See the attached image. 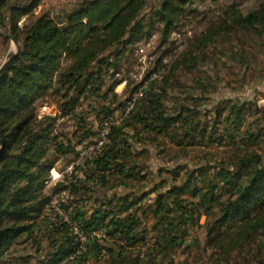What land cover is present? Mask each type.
I'll return each mask as SVG.
<instances>
[{
	"label": "trees",
	"instance_id": "obj_1",
	"mask_svg": "<svg viewBox=\"0 0 264 264\" xmlns=\"http://www.w3.org/2000/svg\"><path fill=\"white\" fill-rule=\"evenodd\" d=\"M148 1L82 0L55 19L47 14L33 16L42 0H0V21L10 19L8 30L17 43L16 53L0 70V264H83L104 250L124 260L128 249L146 240L140 228L141 214L146 210L141 211L139 204L144 197L127 193L116 200L107 198L90 213L76 205L73 212L66 213L76 232L69 229L68 221L50 222L45 236L51 249L42 248L35 257L15 255L20 245L39 244L41 221L52 201L45 193L50 172L57 155L71 151L57 141L56 117H39L38 101L56 94L63 99L61 111L67 114L82 96L100 91L106 77L111 81L107 88L111 92L115 84H120L121 79L115 76L120 73L121 60L133 54L132 46L153 35L157 23L161 42L166 43L178 18L186 12L185 5L192 0H159L145 21L143 12ZM231 14V25L264 35V1L245 14ZM22 17L25 20L19 25ZM213 35L211 32L209 37ZM152 86L149 81L128 118L120 125L109 126V142L96 158L86 162L80 179L82 188L95 183L94 176L99 185L107 184L115 172L129 179L140 175L131 159L133 141L130 143L129 138L134 135L126 133L125 127L163 134L177 122L189 124L186 107L182 105L176 116L167 114L162 99L152 93ZM102 110L107 115L110 112L109 107ZM238 164L240 171L236 174L223 168L220 182L208 179L206 187H200L190 183V172L182 184L158 193L149 208L157 230L154 256L189 247L193 242L187 243L186 237L202 212L214 214L205 225L206 245L222 256L264 230V160L251 154ZM66 182L57 181L52 188L73 193L75 185ZM224 194L227 198L221 200ZM184 196L195 201H186ZM60 206L68 208L62 203ZM80 237L87 248L82 247ZM100 238L104 244L109 242L107 246Z\"/></svg>",
	"mask_w": 264,
	"mask_h": 264
},
{
	"label": "rangeland",
	"instance_id": "obj_2",
	"mask_svg": "<svg viewBox=\"0 0 264 264\" xmlns=\"http://www.w3.org/2000/svg\"><path fill=\"white\" fill-rule=\"evenodd\" d=\"M80 1L42 0L33 16L47 14L58 19ZM261 1L264 0L189 1L166 43L161 42V27L157 23L153 35L132 46L133 54L121 60L120 73L115 76L121 79L120 84H115L111 92L107 91L111 81L106 77L100 91L82 96L79 104L67 114L61 111L63 99L56 94L38 101L39 117H56L57 141L71 151L57 155L55 167L50 172L51 180L45 193L52 201L41 221L39 244L18 246L16 256L35 257L42 248L44 251L51 249L45 236L50 222L68 221L69 229L76 232L66 214L73 212L76 205L90 213L94 207H101V202L107 198L116 200L120 195L133 193L144 197L139 204L141 211L146 210L141 214L140 228L146 240L128 249L124 260L104 250L97 258L83 264H222L224 261L264 264V230L222 256L220 251L206 245L205 225L213 220L214 214L204 212L196 216L189 229L187 243L193 242L189 247L168 252L167 256H154L152 249L157 230L149 213L158 193L182 184L190 172H193L191 184L206 187L208 179L220 182L218 176L223 168L238 173V161L247 155L258 154L264 160V35L231 25L232 11L245 14ZM159 2L148 1L143 12L145 21ZM23 20L25 17L18 24ZM9 24L8 17L0 21V67L17 51V43L6 35H11ZM211 32L214 35L209 37ZM149 81L153 84L152 93L162 99L167 114L176 116L182 105L186 107L184 113L189 124L177 122L163 134L125 127L126 133L134 135L129 138L130 143L133 141L131 159L140 175L129 179L115 172L107 184L99 185L94 176L96 182L87 183V191L80 182L86 162L102 152L109 142V126L120 125L130 116L128 112ZM105 93L107 97L103 96ZM121 103L122 108L119 107ZM240 106L244 107L241 111L238 110ZM102 107H109L108 115ZM62 179L75 185L73 193L54 191L53 185ZM184 197L186 201H195L190 196ZM226 198L224 194L221 200ZM61 203L68 208L61 207ZM80 240L82 247L87 248L84 238Z\"/></svg>",
	"mask_w": 264,
	"mask_h": 264
},
{
	"label": "water",
	"instance_id": "obj_3",
	"mask_svg": "<svg viewBox=\"0 0 264 264\" xmlns=\"http://www.w3.org/2000/svg\"><path fill=\"white\" fill-rule=\"evenodd\" d=\"M6 35L8 36V37H10L11 39H12V41L16 44V40L13 38V36H11L10 34H8V33H6ZM16 53V52H15ZM14 53V54H15ZM4 65H2L1 67H0V69L3 67Z\"/></svg>",
	"mask_w": 264,
	"mask_h": 264
}]
</instances>
